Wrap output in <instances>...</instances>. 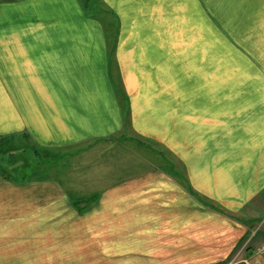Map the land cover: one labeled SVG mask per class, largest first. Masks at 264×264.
I'll list each match as a JSON object with an SVG mask.
<instances>
[{"label":"crops","instance_id":"0c3cea01","mask_svg":"<svg viewBox=\"0 0 264 264\" xmlns=\"http://www.w3.org/2000/svg\"><path fill=\"white\" fill-rule=\"evenodd\" d=\"M84 1L0 0V140L101 157L0 170V264H264V0ZM128 133L181 172L110 173Z\"/></svg>","mask_w":264,"mask_h":264},{"label":"rangeland","instance_id":"374dc122","mask_svg":"<svg viewBox=\"0 0 264 264\" xmlns=\"http://www.w3.org/2000/svg\"><path fill=\"white\" fill-rule=\"evenodd\" d=\"M84 4L89 13H96V16H100L104 23H108L109 27L110 17L100 7L98 0H86ZM215 36L217 37V32ZM121 107L123 109L125 104L121 103ZM122 112L125 114V111ZM129 134L123 137L119 135V138L116 137L115 141L119 144V151L113 147L116 154L113 153L111 157L108 156L104 159V165L110 173L114 174L116 171L122 173L125 167L129 166L131 168L134 165L138 169H142L143 166L150 170L164 167L171 170L173 175H175L174 170L181 172L180 165L175 162L173 155L169 154L158 143L142 140L133 135L130 137ZM93 149H87V153L74 157L71 152L42 150L24 137L2 139L0 140V169H8V171L12 172L11 176L16 179L24 176L39 179L49 178L65 186H70L71 184H75L78 187L83 186V190H85L83 192H87L90 191L87 185L94 187L96 185V174H101V170L95 172L96 169H99L97 159L101 157H96L95 154L97 152ZM111 153L109 151L108 155ZM81 161L90 162L91 164H88L89 167L84 170L77 172L80 167H74L73 163L80 164Z\"/></svg>","mask_w":264,"mask_h":264},{"label":"trees","instance_id":"16d2710c","mask_svg":"<svg viewBox=\"0 0 264 264\" xmlns=\"http://www.w3.org/2000/svg\"><path fill=\"white\" fill-rule=\"evenodd\" d=\"M120 97H121V94H120ZM28 139V138H27ZM2 140V139H1ZM1 170V169H0Z\"/></svg>","mask_w":264,"mask_h":264}]
</instances>
